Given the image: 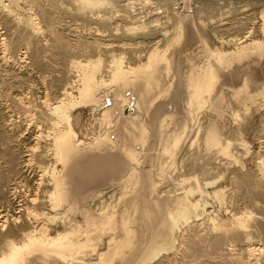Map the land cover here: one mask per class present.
<instances>
[{"label":"bare ground","instance_id":"6f19581e","mask_svg":"<svg viewBox=\"0 0 264 264\" xmlns=\"http://www.w3.org/2000/svg\"><path fill=\"white\" fill-rule=\"evenodd\" d=\"M258 9L264 32V0H0V264H129L142 211L133 196L150 143L152 191L168 195L172 205L168 233L137 254L140 264H264V147L254 153L244 136L256 117L264 135V82L252 90L243 76L233 87L221 66L264 52L262 42L242 46L257 34ZM162 11L167 14L157 15ZM188 25L201 38L193 57L185 54L193 42L183 40ZM80 27L96 35L83 37ZM214 40L237 50L224 53ZM27 56L39 85L17 90L27 81ZM137 58L139 65H131ZM163 63L174 77L166 89L157 79ZM48 68L54 72L50 83L43 76ZM177 79L179 92L149 116L126 112L141 80L147 89L156 85L158 101L170 95ZM218 94L220 114L213 104ZM181 97L186 115L177 120ZM77 109L96 114L98 131L88 142L77 131ZM108 151L121 155H94ZM82 154L96 158L85 165L78 161ZM250 155L260 172L232 180L235 202L244 210L237 231L229 233L219 227L210 202H224L215 189L225 172L219 169L244 170L243 157ZM35 158L39 189L48 176L50 191L42 194L49 205L39 202L43 189L33 188L34 198L30 194L17 206ZM99 182L109 186L93 190ZM19 207L23 214L13 216ZM174 250L177 263L167 257Z\"/></svg>","mask_w":264,"mask_h":264},{"label":"rangeland","instance_id":"374dc122","mask_svg":"<svg viewBox=\"0 0 264 264\" xmlns=\"http://www.w3.org/2000/svg\"><path fill=\"white\" fill-rule=\"evenodd\" d=\"M22 6L26 9H29V7H26V5H22ZM261 10L262 9L257 10V16H256V18H257L256 19L257 34L254 35L253 37H251L250 39H248L245 43H243L242 46H248L254 42H262L264 44V32L262 31V23L263 22H262ZM166 14L167 13L165 11L157 13V15H160V16H163ZM23 15L25 16L26 14L23 13ZM25 17L28 18L27 15ZM66 20H67V22H69L71 24L74 23L73 18H70L69 16L67 17ZM0 32L2 33L5 31L1 30ZM78 34L83 36V37H86V38L94 37L96 35L95 33L90 32L89 30H86V28L84 30V27L83 28L80 27L78 29ZM192 39H193V42H191ZM183 40L185 42L186 41L191 42L187 46V48L185 50V54L187 56L193 57L192 54L197 49L198 44L201 43V38H200L199 34L196 33V31L193 29L192 25H188V28L185 30V36H184ZM214 41L216 42V45L224 53H234L237 50L236 49L237 46L235 44L223 45L218 40H214ZM176 49H177V47L174 48L173 54H175ZM263 53L264 52L254 53V54L242 57V58L234 57L230 62L224 61L221 66L224 69L229 70L225 74L226 75L225 80L227 82H229L231 86L234 87V86L241 84L242 77L246 76L250 81L251 89L257 90L261 86V84L264 82V58L262 60L258 59V58H260V56ZM28 59H29V57L27 56L25 58V63H24L26 65L25 68H27V70L24 73L29 72L30 74L28 73V75H27V81L24 84H21L22 88H23V85L25 87L23 89L17 88V90H25V89L27 90V88H28L27 86H32V87L36 88L39 85L38 80H35L34 78L31 77L32 73H33V71H32L33 69L30 66V60L28 62ZM139 59L140 58L135 59L131 63V65H133V66L139 65V62H140ZM195 60L197 61V59H195ZM144 61H146L145 58H143V62ZM183 61H184V59H183ZM26 62H28V63H26ZM28 65H29V67H28ZM173 66H174V62L172 61V67ZM183 67L182 68L184 69V71H187L189 69V63H186V62L183 63ZM232 68H234L235 70ZM239 68H240V71L242 72V74L240 77H237V76L235 77L236 72H237L236 69H239ZM31 71H32V73H31ZM48 71H50V72H48ZM44 73L45 74L43 76L48 77V81H49L48 83L53 81L54 72L51 69L48 68V70H46ZM49 76H51V77L49 78ZM157 79L160 82V86L163 89H166L174 82L173 72L170 71L168 73L167 66L164 63L160 64L158 74H157ZM25 84H27V85H25ZM18 85H20V84H18ZM178 87H179V79H177L175 81V86L172 89L170 95L164 96L161 99H159L158 101H156L157 96L159 94V89L156 87L155 84L152 85L151 89H147L145 87V80H141L139 82L138 89L134 92L135 94H134V97L132 98L133 102L131 103V106L128 109H126V112L129 113L130 111H132L134 109V111H132L134 113L138 112L141 116H147V115L149 116L152 113V111L155 109V107H158V105L164 103L168 99L173 98V96L176 95L177 92H179L177 90V89H179ZM75 88H73V91H74V94L77 96L78 95L77 93H79V88L77 86ZM55 91H56V93L59 91V88H57V86H56L54 92ZM128 92H129L128 96L133 95V90H129ZM56 93H54V94H56ZM243 96H246V95L243 94ZM37 98H38L37 95L35 97H33L34 104L35 103L37 104ZM182 99L183 98L181 97L179 100L176 101V104H177L176 105L177 106V108H176L177 120H180L181 118L185 117V115H186V110L184 108ZM137 102L139 103L140 110H137V108H136ZM213 104H214V107L216 108V111L220 114L221 112H220L219 94L214 96ZM75 112H76V114L81 113V115H82L81 126L77 129L79 136L84 141L88 142L89 139L91 138L90 136H92V133H95L98 131L96 121H95L96 114L93 111H91L90 109H77V110H75ZM17 117H18V119L16 121L18 122L21 119H19V115ZM226 124L228 125V123H226ZM172 128L174 129L175 125H173ZM259 129L261 130L260 118L256 117L254 122L244 132L245 139L248 142V144L251 146L252 151L254 153H258V154L262 152L261 151L262 147H264V140H263V138H261V136L263 135L262 134L263 132L261 133L262 135L259 134L260 133ZM90 133H91V135H90ZM187 144H188V140H187V142L184 143V148H186L188 146ZM43 145H45V144H43ZM153 147H154V144L152 145L150 143L149 149L145 153L146 158L143 162L144 163L143 166L140 169L141 185L138 188L137 192L133 196V199L141 201L142 211H141L140 222H139V230H138L139 233H138L137 243H136V247L132 250V253L130 256L131 261L129 264H140V262L137 258V254L145 253L150 242L154 238H156V236L165 235L168 233V230H169L168 229V221L169 220L167 221V219H168L167 218V210H168V207H170L172 205L170 197L166 194H161L160 192L153 193V191H152V172L150 169V165H151V162L154 158V154L152 151ZM105 151H107V150H105ZM108 152L109 153H105V154H99L98 153V154H94V155H97V157H102V156L108 157L109 154L117 155L116 157L121 155L118 151H108ZM90 153L91 152H88L87 154L91 155ZM87 154L80 155L78 157V161L85 164V165H89L91 163V161L94 160V158H96V156L90 157ZM244 157H243V162H244V167H245L244 170L239 165L233 166L232 169H229L228 171L225 168L219 169V171L223 170L225 172H224V176L222 177V179H220V181H222V182L219 181L220 183L219 182L217 183L218 185H216L217 187H215V189H217L219 191L222 198L224 199V202H223V204H221L219 202H213V201L210 202L212 204L211 210L213 211V213H214V215L218 221L219 227L223 228L224 231H227L229 233L237 231L238 215L240 214V212H242L244 210L243 204H241V203L239 204V202H237V200L235 202V199H236L235 194H237L236 193V191H237L236 185L237 184L235 185L236 182H233V181H236V177H240L245 172H252V173L253 172L259 173L260 172V168H259L260 164L258 163L259 161H257V157H255V155H253V156L250 155V156H247L245 158ZM48 160H51V158H48ZM224 161L226 162L227 160H224ZM53 163H54V160H52V164L50 163L51 164L50 172H51L52 168H54V166H55V164L53 165ZM217 163H218V161H217ZM39 165H40V159L35 158L33 161V171L31 170L25 174L26 180L21 185L23 188V184L25 183L24 184V186H25L24 191L19 185L20 188L18 189L19 190L18 196H20V197L17 196L18 197L16 199L17 206L18 205L21 206L24 203H26L28 200L27 196H29L30 194H31V196H33V193H36L37 191H38L37 193H39V191L42 189H43V191L42 192L40 191L39 194L43 195L42 193H45L46 196L48 195V193L50 191V187L48 184V176H47V179L45 181L46 186L44 184V186H42L41 189H39V187L37 185L38 173L35 171H37L36 168L39 167ZM125 167L126 168L130 167L128 162L125 163ZM226 172L227 173L229 172V173L227 174ZM233 173H234V175H233ZM225 174H227L228 176L225 177L226 176ZM215 175H217V173H214L212 176H215ZM234 176H235V178H234ZM34 184H35V186H34ZM27 186H28V189H27ZM108 186L109 185L107 182H99L92 188H93V190H95L97 188H104V189L106 188L107 189ZM33 188L36 189V190L34 189L36 192L33 190ZM46 188L48 190L47 192L44 190ZM84 189H90V187H85ZM20 192H21V194H20ZM22 192H23V194H22ZM24 192H28V193H24ZM22 195H24L25 197L24 196L22 197ZM35 195L37 196V194H35ZM45 195H43L44 196L43 198L39 195L40 196L39 199L42 198L41 201H39V202L44 201V202H46L45 204L49 205ZM33 198H34V196H33ZM45 198H46V200H45ZM19 208L16 211V215H15V213L12 214L13 216L19 217L20 215L23 214L21 211L23 208L22 207H19ZM20 211H21V214L17 215V213ZM261 214H262V217H264V211H261ZM54 226L55 225H53V223H52L51 227L53 228ZM212 228H213V226H212ZM208 230L210 231L211 229H208ZM208 230L205 229L204 232L208 231ZM52 234L56 235L55 231H53ZM177 237L179 238V242H181L179 234ZM167 257L172 262L177 263L176 259L178 257V251L174 250V251L167 253Z\"/></svg>","mask_w":264,"mask_h":264}]
</instances>
